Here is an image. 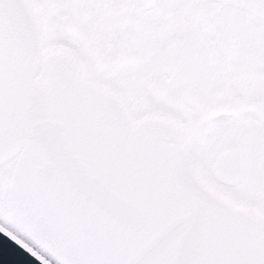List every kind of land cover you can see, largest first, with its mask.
<instances>
[{
	"label": "snow or ice",
	"instance_id": "snow-or-ice-1",
	"mask_svg": "<svg viewBox=\"0 0 264 264\" xmlns=\"http://www.w3.org/2000/svg\"><path fill=\"white\" fill-rule=\"evenodd\" d=\"M0 232L39 264H264V0H0Z\"/></svg>",
	"mask_w": 264,
	"mask_h": 264
},
{
	"label": "water",
	"instance_id": "water-1",
	"mask_svg": "<svg viewBox=\"0 0 264 264\" xmlns=\"http://www.w3.org/2000/svg\"><path fill=\"white\" fill-rule=\"evenodd\" d=\"M0 264H39V261L0 232Z\"/></svg>",
	"mask_w": 264,
	"mask_h": 264
}]
</instances>
